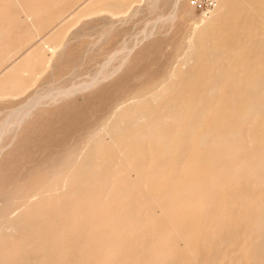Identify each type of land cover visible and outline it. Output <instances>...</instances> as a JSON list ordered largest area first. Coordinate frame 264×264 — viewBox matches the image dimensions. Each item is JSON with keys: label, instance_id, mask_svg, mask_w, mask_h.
I'll return each mask as SVG.
<instances>
[{"label": "bare ground", "instance_id": "bare-ground-1", "mask_svg": "<svg viewBox=\"0 0 264 264\" xmlns=\"http://www.w3.org/2000/svg\"><path fill=\"white\" fill-rule=\"evenodd\" d=\"M61 1L0 0V100L26 90L40 73L34 60L47 62L54 43L23 49L53 28ZM95 1L113 16L127 0L87 6ZM244 6L220 0L159 90L112 114L44 181L26 182L25 195L11 189L12 208L0 211V264L41 249H59L57 260L72 264L264 263V0L252 6L251 26L235 16ZM30 109L8 126L19 128Z\"/></svg>", "mask_w": 264, "mask_h": 264}, {"label": "rangeland", "instance_id": "rangeland-1", "mask_svg": "<svg viewBox=\"0 0 264 264\" xmlns=\"http://www.w3.org/2000/svg\"><path fill=\"white\" fill-rule=\"evenodd\" d=\"M89 1L62 0L52 11L53 28L29 36L23 53L43 43L49 46L54 43L51 46L54 54L50 57L51 50L46 51L44 66L34 60L33 67L34 63L36 69L39 66L40 73L37 79L35 76L28 79L26 90L0 100V131L3 133H0L1 212L7 207L12 208L13 203L6 201L17 185L20 190L26 184L34 186L37 180L42 182L40 178L44 181L61 160L63 162L69 154L82 148L92 136L102 133L112 114L159 90L185 59L195 28L220 13L217 10L220 0H159L156 6L155 3L149 5V0H127L125 6L112 8L113 17L103 11L108 6L105 1H95L93 6H87ZM247 1L249 6L236 8L234 13L239 14L235 15L239 23L251 26L253 21L248 17L251 8L263 0ZM79 15L81 19H78ZM52 30V41H48ZM20 53L14 55L8 65L18 62ZM128 55L129 59H124ZM122 62L123 68L117 74L107 76ZM2 67L0 72L5 69ZM67 93L69 96L65 98ZM235 94L246 96L250 93ZM26 108H31L32 112L24 124L19 128L15 124L9 127L12 125L9 123L15 122L16 114ZM32 176L34 181L29 182L28 178ZM29 188L18 190L20 196ZM17 211L14 207L13 214ZM37 251L27 254V260L22 259L20 263L63 264L66 261L57 260L59 249L56 252L41 249L38 251L43 252L41 254ZM73 264L77 262L73 260Z\"/></svg>", "mask_w": 264, "mask_h": 264}]
</instances>
